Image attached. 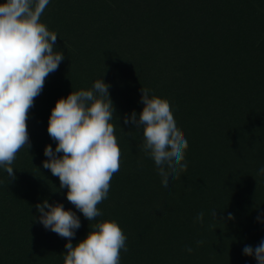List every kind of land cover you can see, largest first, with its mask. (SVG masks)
Listing matches in <instances>:
<instances>
[{
  "label": "trees",
  "instance_id": "16d2710c",
  "mask_svg": "<svg viewBox=\"0 0 264 264\" xmlns=\"http://www.w3.org/2000/svg\"><path fill=\"white\" fill-rule=\"evenodd\" d=\"M41 22L64 59L29 111L31 147L17 153L15 179L0 167V264H64L68 241L39 222L44 200L76 212L73 245L116 221L127 237L120 264H257L242 250L264 240V0H50ZM101 78L121 158L89 222L43 161L56 147L47 132L56 101ZM142 88L170 102L188 141L187 169L167 188L143 129L123 123L142 111Z\"/></svg>",
  "mask_w": 264,
  "mask_h": 264
},
{
  "label": "clouds",
  "instance_id": "9594fccd",
  "mask_svg": "<svg viewBox=\"0 0 264 264\" xmlns=\"http://www.w3.org/2000/svg\"><path fill=\"white\" fill-rule=\"evenodd\" d=\"M49 2L0 3V167L11 179H15L12 165L17 153L31 147L29 111L41 94L46 77L64 59L62 52L54 50L57 33L41 22ZM109 88L101 78L90 89L71 92L56 101L48 120L47 132L56 147H45L48 159L43 161V168L58 177L60 188H67V200L89 222L102 215L97 205L107 198L111 179L120 169L121 150L114 134L115 108ZM141 92L142 111L126 115L123 123L143 129L142 149L154 162L162 186L167 188L169 177L179 179L187 169L188 141L177 126L170 102L150 95L149 89L142 88ZM259 173L264 174V168ZM36 209L44 228L68 241L64 264H120L121 250H128L127 237L114 220L91 225L86 237L73 245L72 239L81 227L76 212L47 200L38 203ZM211 215L216 220L215 209ZM227 219L235 217L229 212ZM203 220L204 213H198L196 221ZM186 251L191 253L193 249L187 247ZM242 251L254 257L257 264H264V240L255 247L245 245Z\"/></svg>",
  "mask_w": 264,
  "mask_h": 264
}]
</instances>
